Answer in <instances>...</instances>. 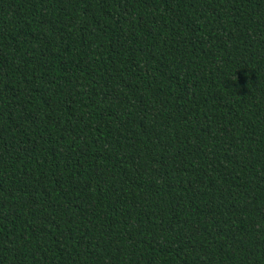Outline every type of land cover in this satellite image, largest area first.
Listing matches in <instances>:
<instances>
[{
    "label": "trees",
    "instance_id": "16d2710c",
    "mask_svg": "<svg viewBox=\"0 0 264 264\" xmlns=\"http://www.w3.org/2000/svg\"><path fill=\"white\" fill-rule=\"evenodd\" d=\"M0 264H264V0H0Z\"/></svg>",
    "mask_w": 264,
    "mask_h": 264
}]
</instances>
